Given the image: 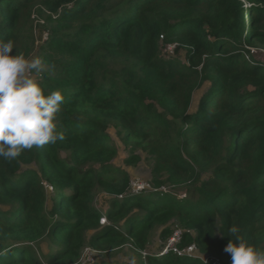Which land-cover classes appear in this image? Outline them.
I'll use <instances>...</instances> for the list:
<instances>
[{"label": "trees", "instance_id": "1", "mask_svg": "<svg viewBox=\"0 0 264 264\" xmlns=\"http://www.w3.org/2000/svg\"><path fill=\"white\" fill-rule=\"evenodd\" d=\"M0 40L64 97L63 140L0 158V264H81L84 248L127 264L105 256L127 246L136 264H231L233 225L264 249V0H0ZM143 162L154 188L136 192ZM176 229L201 257H158Z\"/></svg>", "mask_w": 264, "mask_h": 264}, {"label": "clouds", "instance_id": "2", "mask_svg": "<svg viewBox=\"0 0 264 264\" xmlns=\"http://www.w3.org/2000/svg\"><path fill=\"white\" fill-rule=\"evenodd\" d=\"M12 40H0V158L16 159L22 151L63 140L57 131L56 114L64 97L59 90L47 95L30 75L45 71L39 58H26L22 52L13 56ZM232 237L224 252L231 264H264V249L250 245L238 226H231Z\"/></svg>", "mask_w": 264, "mask_h": 264}, {"label": "rangeland", "instance_id": "3", "mask_svg": "<svg viewBox=\"0 0 264 264\" xmlns=\"http://www.w3.org/2000/svg\"><path fill=\"white\" fill-rule=\"evenodd\" d=\"M245 18L247 19V16ZM39 37H41V36H39ZM37 40H40V38H37ZM40 48L41 47L37 48V50ZM254 49H256L254 51V55H255L254 57H257L258 60L264 61V51L257 49L255 47H254ZM33 54H35V51L33 52ZM204 91L205 90L203 89L200 91V93H202ZM112 134H113V132H112ZM122 156H125V155H122ZM118 162H121L120 165H123L122 158H121V160H118ZM127 170L132 175V181H131L132 189L133 188L139 189V187L142 185H151V183H152L151 182V179H152L151 171L149 169L148 164H146L145 162L140 163L137 167H134V168H131V167L128 168L127 167ZM184 194H185L184 192H181L180 197L183 198ZM97 204H98V207H100L101 209H104V212L107 211V209H106L107 208V198L104 195L100 196ZM164 246H165V242H162L159 239V236L155 235V237L152 240V244L150 245L147 252L157 253L158 251L162 250L164 248ZM100 254H101L100 252L97 253V252L93 251L91 248H86V249L84 248V250L82 252L83 257H82V260L80 262H81V264L93 263L96 261L97 257L100 256ZM108 255H113L115 257H116V255H119L121 257V259L119 258V260H123L127 264H136L137 261L139 260V257H137V255H135L134 252L129 250V246L123 247L122 250H120V251L108 250V251H106L105 256H108Z\"/></svg>", "mask_w": 264, "mask_h": 264}, {"label": "built area", "instance_id": "4", "mask_svg": "<svg viewBox=\"0 0 264 264\" xmlns=\"http://www.w3.org/2000/svg\"><path fill=\"white\" fill-rule=\"evenodd\" d=\"M33 19L35 20L36 27H37V32L35 33V36H36L35 46L37 48H39L41 45L48 43L51 36H50L49 32L39 30L38 24H41V25L44 24V21L42 19H40L37 15L33 16ZM39 36H41V37H39ZM37 38H40V40H37ZM161 38L163 39V36ZM176 47L177 46L175 44L167 45L166 50H165V54L168 57L173 56L175 54ZM252 50H253V52L255 51V49H252ZM153 188L154 187L151 184V185H142L139 187V189H136V188H133V189L136 190V192H142V190L143 191L153 190ZM158 192L169 193L170 189L163 187ZM106 224H107V221L105 218H103L101 220V225L104 226ZM182 237H183V234L179 229L174 230L173 235L170 237V239L166 243V246L162 250V252L158 254V257H163V256L169 254L170 252H173L174 254H177L180 257H184V256L190 257V258H197L198 256L201 257V255L199 254L198 249L195 245H190L188 248H186L184 250H180L178 248V244L181 242ZM144 255H147V254L144 253ZM216 264H220V263L217 262Z\"/></svg>", "mask_w": 264, "mask_h": 264}]
</instances>
